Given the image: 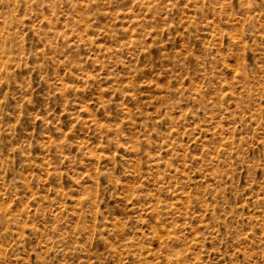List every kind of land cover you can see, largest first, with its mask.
I'll list each match as a JSON object with an SVG mask.
<instances>
[{
    "label": "rangeland",
    "instance_id": "1",
    "mask_svg": "<svg viewBox=\"0 0 264 264\" xmlns=\"http://www.w3.org/2000/svg\"><path fill=\"white\" fill-rule=\"evenodd\" d=\"M0 264H264V0H0Z\"/></svg>",
    "mask_w": 264,
    "mask_h": 264
}]
</instances>
